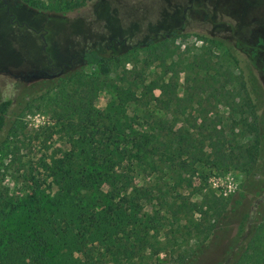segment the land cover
I'll list each match as a JSON object with an SVG mask.
<instances>
[{
  "label": "rangeland",
  "instance_id": "1",
  "mask_svg": "<svg viewBox=\"0 0 264 264\" xmlns=\"http://www.w3.org/2000/svg\"><path fill=\"white\" fill-rule=\"evenodd\" d=\"M191 1L0 0V100L14 99L0 133V264H216L250 210L264 211V0ZM100 47L107 62L79 58ZM85 97L102 113L91 133L59 115ZM243 122L262 138L252 191ZM154 137L157 154L143 156ZM194 141L206 162L181 172L169 158ZM130 184L148 198L110 219ZM213 196L227 211L207 239L201 204ZM91 216L108 222L91 229ZM140 224L147 244L131 231Z\"/></svg>",
  "mask_w": 264,
  "mask_h": 264
},
{
  "label": "trees",
  "instance_id": "2",
  "mask_svg": "<svg viewBox=\"0 0 264 264\" xmlns=\"http://www.w3.org/2000/svg\"><path fill=\"white\" fill-rule=\"evenodd\" d=\"M175 36V33L171 34ZM153 43L151 41L148 42ZM82 61L85 65H97L107 62L111 58V53L107 48H97L94 50H89L82 55ZM86 93L89 94V91ZM128 96V97H127ZM126 99L131 101L136 100L135 97L131 94L127 95ZM14 103V99L11 96L4 97L0 100V133L5 127L6 117ZM251 103L247 102L246 107L248 108L249 117H252L256 111V107L250 105ZM60 116L65 121V126L68 129H78L85 133H91L94 128V119L100 118L102 113L95 112L91 106V100L88 97H85L84 102L73 103L68 102L67 105H63V109L59 113ZM244 127L247 128V132L253 134L254 138L252 143L248 147H242L244 153L245 161L242 163V167H247L246 177H249L246 187L249 191H252L255 186V177H256V163L257 159L262 151V138L259 133V128L256 122H243ZM161 142V141H160ZM158 138L154 137L150 140L146 139L138 147L139 151H143V156L149 154L150 156H155L154 150H158V145L160 144ZM163 142V141H162ZM196 142L194 151L191 156H186V159H176L174 157L169 158V162H174V165L177 170L181 172H186L189 170L191 164L187 159H191L192 163L203 160L206 162L204 153L197 146L199 145L198 141ZM131 150H137L134 147V144H131ZM130 151V152H132ZM162 151L161 154H163ZM222 159L226 157L225 154H221ZM177 162V163H176ZM124 182V180H123ZM124 185V183H123ZM129 188V189H128ZM147 191L142 188L133 187L131 184L128 185L123 192V195L119 199V204L115 207H109L107 214L110 219H116L119 215L124 217H131L134 212L142 206V202L146 200ZM209 199L208 197L203 198L201 207L203 212L201 213V220L207 217L212 220L206 224L204 230L207 233V239L211 238L216 231V228L220 224L221 220L224 218L227 211V205L221 201L222 199ZM263 201V199H261ZM260 200V201H261ZM259 208V207H258ZM258 208H252L249 214L243 219L242 230L237 239L235 245L224 256V258L216 264H264V211H259ZM169 211L166 212V215H170ZM130 215V216H128ZM108 222V219L104 217L100 222L96 220L95 217H89L84 223L91 229H97L100 225H104ZM197 226L204 225V223H197ZM141 224L134 229H131L132 233L135 236L141 237V243L147 244L146 237L141 236L143 234V229ZM196 226V227H197ZM89 231V230H88ZM92 233V231H91ZM205 247L204 241L198 245L193 253L191 262L196 259V257L202 252ZM128 261L132 260V257L129 255L126 258Z\"/></svg>",
  "mask_w": 264,
  "mask_h": 264
},
{
  "label": "water",
  "instance_id": "3",
  "mask_svg": "<svg viewBox=\"0 0 264 264\" xmlns=\"http://www.w3.org/2000/svg\"><path fill=\"white\" fill-rule=\"evenodd\" d=\"M63 73V69H60L57 73H48L46 71H41L36 74H29L27 75V79H36V78H46V79H52L59 77Z\"/></svg>",
  "mask_w": 264,
  "mask_h": 264
},
{
  "label": "flooded vegetation",
  "instance_id": "4",
  "mask_svg": "<svg viewBox=\"0 0 264 264\" xmlns=\"http://www.w3.org/2000/svg\"><path fill=\"white\" fill-rule=\"evenodd\" d=\"M192 3H193V0L191 1V5H192ZM191 5H190V6H191ZM185 11H187V9L184 10V13H185ZM82 57H83V56H79V58H82ZM76 58H78V57H76ZM72 60H73V59H72ZM69 68H70V67H69ZM40 72H41V71H40ZM38 73H39V72H38ZM36 79H37V78H36ZM52 79H53V78H52Z\"/></svg>",
  "mask_w": 264,
  "mask_h": 264
}]
</instances>
